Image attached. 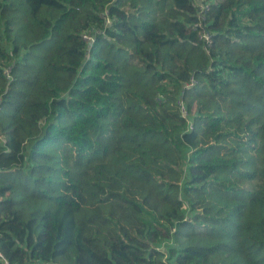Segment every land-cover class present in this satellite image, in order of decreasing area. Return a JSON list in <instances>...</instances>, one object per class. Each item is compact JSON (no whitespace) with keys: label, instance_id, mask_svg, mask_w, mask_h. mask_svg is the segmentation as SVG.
Returning <instances> with one entry per match:
<instances>
[{"label":"trees","instance_id":"1","mask_svg":"<svg viewBox=\"0 0 264 264\" xmlns=\"http://www.w3.org/2000/svg\"><path fill=\"white\" fill-rule=\"evenodd\" d=\"M0 250L264 264V0H0Z\"/></svg>","mask_w":264,"mask_h":264},{"label":"built area","instance_id":"2","mask_svg":"<svg viewBox=\"0 0 264 264\" xmlns=\"http://www.w3.org/2000/svg\"><path fill=\"white\" fill-rule=\"evenodd\" d=\"M83 38L85 40H91V37L88 36L87 34H83ZM206 38V37H205ZM193 82L189 84H185L186 87H190ZM177 106L179 109V113L181 117L185 120L186 122V131H191L193 129V116H194V110H189L185 104V102L179 98L177 100ZM158 248H163L162 244H158ZM0 264H18V263H13L8 260V258L5 256V254L0 250ZM30 264H60V263H40V262H35V263H30Z\"/></svg>","mask_w":264,"mask_h":264}]
</instances>
